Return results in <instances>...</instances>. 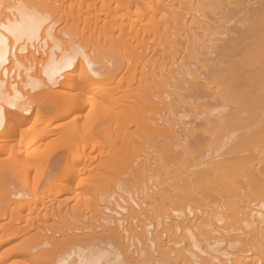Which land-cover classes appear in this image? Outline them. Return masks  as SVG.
Returning a JSON list of instances; mask_svg holds the SVG:
<instances>
[{"label":"bare ground","instance_id":"bare-ground-1","mask_svg":"<svg viewBox=\"0 0 264 264\" xmlns=\"http://www.w3.org/2000/svg\"><path fill=\"white\" fill-rule=\"evenodd\" d=\"M0 264H264V0H0Z\"/></svg>","mask_w":264,"mask_h":264},{"label":"rangeland","instance_id":"rangeland-1","mask_svg":"<svg viewBox=\"0 0 264 264\" xmlns=\"http://www.w3.org/2000/svg\"><path fill=\"white\" fill-rule=\"evenodd\" d=\"M83 45H84V46H83ZM88 45H89V46H88ZM85 46H86V47H85ZM81 47H82V49L84 48L83 51H84V52L86 51V53L90 50V48H91L92 50H93V48H94L93 46L91 47L90 44H89V43H86V42L83 43V44L81 45ZM89 47H90V48H89ZM86 48H87V49H86ZM95 49H96V48H94L93 51H92V50L89 51L90 55L93 56V57H98V56H99V58H100V56H101L102 60H106V59H108V60H106V61H104V62H105L106 64H108V66L111 65V64H113V66H112V65L109 66L108 69L113 68V70H111L110 73L112 74V71H114V73H116V75H115V77H116L115 80H117V78H119V77H117V76H118V75H121L122 73L125 72V71H121L123 68L126 69V68L124 67V65L121 66V65L118 64V62H117V64L120 65V66H119V67L116 66L117 64H116L115 61H114L115 59L113 60V58H111V56H112L114 53H113V54H111V52L108 53V54H110V57H109V55H107V54H105V53H101V54L99 53V55H97V50H95ZM87 50H88V51H87ZM91 51H92V52H91ZM95 51H96V52H95ZM93 52H94V53H93ZM95 54H96V55H95ZM104 54H105V56H104ZM109 58H110V59H109ZM111 60H112V61H111ZM107 61H110V62H113V63L110 64V63L107 62ZM110 67H111V68H110ZM115 68H116V70L120 68V70L115 71ZM121 68H122V69H121ZM114 73H113V74H114ZM125 73H126V72H125ZM125 75H126V74H125ZM136 77H137V79H138L139 75L136 74ZM136 77H135V76L133 77L134 80H133L132 85H131L132 87H134L133 85H135V87H136V84H137V83H136L137 81H135V80H136ZM106 79H107V78L105 77L104 80L106 81ZM107 80L109 81V78H108ZM115 80H114V81H110V82H111V85L117 83V84H118L117 86H119V85L121 86V88H120V86L118 87L119 89L122 90L123 88H125V83L123 82V80H122V81H121V80H118L119 82H118V81H115ZM138 81H139V79H138ZM106 82H107V81H106ZM110 82H109V83H110ZM138 84H139V83H138ZM137 87H138V86H137ZM25 91H26L27 94H29V96H31V97H32V96L35 97V94L37 95V94L39 93L40 90L38 91V89L35 90V89H33L32 87H26V88H25ZM188 109H190V108H188ZM188 109L186 110V108H184L185 111L182 109V110H183L182 113H184V112H185V113L188 112L186 115H185V114H184V115H185L186 117H188L189 121L191 122L192 120H194V118H193V116H192V115H193V109H192V108H191V110H188ZM116 111H118V110H116ZM194 111H195V110H194ZM189 112H190V113H189ZM170 113H171V112H170ZM200 113H201V111H200ZM187 115H188V116H187ZM189 115L193 118L192 120H191V117L189 118ZM171 117H173V114H171L170 118H171ZM184 119H186V120H184ZM183 120H184L186 123H190L189 121H187V118H184V117H183ZM183 120H182V121H183ZM195 120H197V119H195ZM80 121H81V120H80ZM80 121H79V123H80ZM184 121H183V122H184ZM198 121H200V120H197L196 122H198ZM81 122H82V121H81ZM192 122H193V125H194V123H195V125L199 124V122H198V123H196L195 121H192ZM191 124H192V123H191ZM197 126H198V125H197Z\"/></svg>","mask_w":264,"mask_h":264}]
</instances>
